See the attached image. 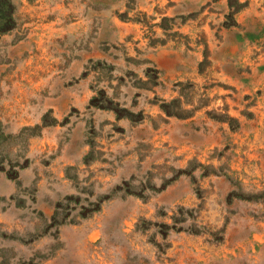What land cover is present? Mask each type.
Returning a JSON list of instances; mask_svg holds the SVG:
<instances>
[{"label": "rangeland", "instance_id": "rangeland-1", "mask_svg": "<svg viewBox=\"0 0 264 264\" xmlns=\"http://www.w3.org/2000/svg\"><path fill=\"white\" fill-rule=\"evenodd\" d=\"M185 1L13 0L0 34V264H264V248L226 260L264 246V167L198 141L207 116L239 125L216 110L224 80ZM125 165L142 177L113 188Z\"/></svg>", "mask_w": 264, "mask_h": 264}, {"label": "crops", "instance_id": "crops-1", "mask_svg": "<svg viewBox=\"0 0 264 264\" xmlns=\"http://www.w3.org/2000/svg\"><path fill=\"white\" fill-rule=\"evenodd\" d=\"M187 1L192 6L190 12L196 13V18L198 16L197 12L203 18L205 17V21L200 27V34L203 33L205 38L203 48L205 51L207 48V53L219 66V74L226 82H223V86L219 89H214V92L218 93L220 91L222 96L218 97L221 105L216 104V110H219V108L225 110L227 108L229 113L225 115L232 113L239 125L237 129H231L228 116L222 119H214L207 116V125L210 131L205 133V136L198 135V141L199 138H204V143L207 142L203 146L204 150L208 147H214L215 141L228 142L227 151L233 154L240 152L238 156L244 154V158L240 157L238 159L239 168L247 167L244 165L245 161L248 162L247 165L250 167H256V165L264 167V0H186L185 2L187 3ZM200 10L202 11L201 13ZM177 15L181 14L177 13ZM114 25L113 30L109 31L112 39L119 40V38L125 37L128 31L124 30H127L128 26L120 22H114ZM192 31L198 32V25ZM196 43L190 41L188 56L202 55L199 51L200 47L196 46L194 48L191 46ZM96 48L95 53H99L100 47L96 46ZM182 50L187 51L184 48ZM179 51L181 50L176 52ZM148 53L149 51L145 54ZM179 53H182V51ZM164 55L165 51L158 48L155 56ZM90 56L93 55L90 54ZM175 73L179 76V79L185 78V74H183L181 69H177ZM199 113H201V110L197 112L196 117L200 115ZM177 128L172 135L179 136L183 141H187L182 137L184 134H181ZM197 147L199 146L197 145ZM184 148L186 147L182 145L177 150L183 153ZM65 158H67L66 162L70 161V158L66 155ZM254 159L256 160L255 162L253 161ZM60 173L65 175L66 183L70 184L71 178L67 177L63 171ZM116 175L114 180L116 183H110L111 186L115 185L113 188L116 189L119 186V182L123 180L125 182L128 179L133 180L134 178L142 177V173L133 170L128 165L121 166V170H117ZM113 201L117 204L123 203V201L130 204H143L141 200H138L139 203L136 202L133 197L118 198L115 196ZM134 208L131 210L132 212H139L138 210L134 211ZM132 214L127 210L124 215L129 217ZM244 215L249 220L253 219L250 218L251 215L248 213H244ZM254 225L256 228V224ZM254 230L257 238L256 229ZM260 243V241L254 239L252 243L248 241L239 246L227 248L228 256L226 260L229 263L232 258L241 257L249 250L258 255L261 254L264 246ZM114 246L115 251L120 252L118 258L121 259L123 257V253L121 254L122 250L128 248V246L124 248L121 243ZM124 257H127V254ZM257 258L252 263L262 264L261 256Z\"/></svg>", "mask_w": 264, "mask_h": 264}, {"label": "trees", "instance_id": "trees-1", "mask_svg": "<svg viewBox=\"0 0 264 264\" xmlns=\"http://www.w3.org/2000/svg\"><path fill=\"white\" fill-rule=\"evenodd\" d=\"M14 7L13 0H0V34L13 26L14 20ZM2 127L0 123V134Z\"/></svg>", "mask_w": 264, "mask_h": 264}]
</instances>
